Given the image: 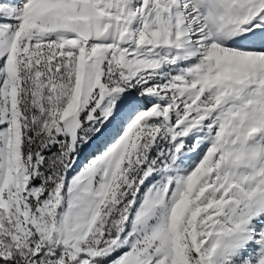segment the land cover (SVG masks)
Here are the masks:
<instances>
[{"label": "snow or ice", "instance_id": "1", "mask_svg": "<svg viewBox=\"0 0 264 264\" xmlns=\"http://www.w3.org/2000/svg\"><path fill=\"white\" fill-rule=\"evenodd\" d=\"M0 264H264V0H0Z\"/></svg>", "mask_w": 264, "mask_h": 264}]
</instances>
